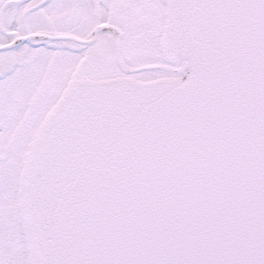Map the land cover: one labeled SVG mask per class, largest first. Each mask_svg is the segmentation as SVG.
Listing matches in <instances>:
<instances>
[{
  "label": "snow or ice",
  "instance_id": "1",
  "mask_svg": "<svg viewBox=\"0 0 264 264\" xmlns=\"http://www.w3.org/2000/svg\"><path fill=\"white\" fill-rule=\"evenodd\" d=\"M0 264H264V0H0Z\"/></svg>",
  "mask_w": 264,
  "mask_h": 264
}]
</instances>
